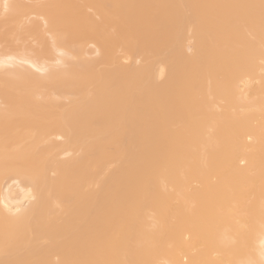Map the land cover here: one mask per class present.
<instances>
[{
  "label": "bare ground",
  "instance_id": "1",
  "mask_svg": "<svg viewBox=\"0 0 264 264\" xmlns=\"http://www.w3.org/2000/svg\"><path fill=\"white\" fill-rule=\"evenodd\" d=\"M0 264H264V0H0Z\"/></svg>",
  "mask_w": 264,
  "mask_h": 264
}]
</instances>
